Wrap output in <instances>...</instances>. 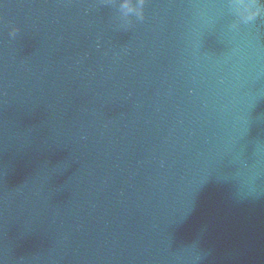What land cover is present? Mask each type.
Returning <instances> with one entry per match:
<instances>
[{"label":"water","instance_id":"1","mask_svg":"<svg viewBox=\"0 0 264 264\" xmlns=\"http://www.w3.org/2000/svg\"><path fill=\"white\" fill-rule=\"evenodd\" d=\"M0 264H264V0H0Z\"/></svg>","mask_w":264,"mask_h":264}]
</instances>
